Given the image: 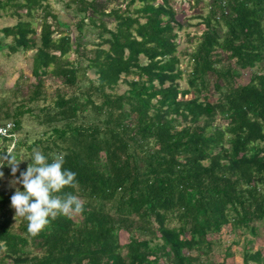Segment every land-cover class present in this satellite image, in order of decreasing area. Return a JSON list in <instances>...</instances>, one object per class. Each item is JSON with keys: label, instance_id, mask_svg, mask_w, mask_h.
<instances>
[{"label": "trees", "instance_id": "trees-1", "mask_svg": "<svg viewBox=\"0 0 264 264\" xmlns=\"http://www.w3.org/2000/svg\"><path fill=\"white\" fill-rule=\"evenodd\" d=\"M105 2H66L84 14L72 37L48 0H0V15L20 16L3 28L12 37L8 49L33 52L37 79L27 98L0 100V123L12 121L17 137L33 111L27 104L48 98L46 75L72 88L37 105L47 128L31 143L15 139L8 153L19 160L21 149L39 147L49 162L65 153L63 167L78 184L63 192L83 203L81 214L58 216L31 236L27 221L14 218L15 189H0V264H226L231 244L222 263L209 257L221 233L255 235V222L264 220V0H186L205 13L196 15L204 29L189 53L185 88L178 1ZM86 18L99 29L92 48L80 40ZM121 82L127 88L118 93ZM10 143L3 140V152ZM251 243L241 244L242 264H264Z\"/></svg>", "mask_w": 264, "mask_h": 264}, {"label": "rangeland", "instance_id": "rangeland-1", "mask_svg": "<svg viewBox=\"0 0 264 264\" xmlns=\"http://www.w3.org/2000/svg\"><path fill=\"white\" fill-rule=\"evenodd\" d=\"M68 0H48L50 5V10L58 15V18L61 21H64L69 24V29L71 31V36L75 37L74 35L77 34V29L75 26L76 21L82 17L83 13H78L74 9V6L71 5V9L66 7V2ZM176 5L177 14L176 18L183 23L184 28L179 30V44L177 46L176 53L180 56V63L179 67L183 70L182 76L178 79L181 88L187 87L186 81V74L187 71L190 70L189 64V53H191L194 47L197 44V37L201 34L202 30L204 29L203 24H197L200 22V19L196 17L197 14L205 13V8L203 4L200 3L198 6L189 8L188 4L186 3H179ZM100 3L105 2V0H99ZM106 3V2H105ZM116 3V1H115ZM106 5H109L106 3ZM111 6V4L109 5ZM25 15L22 14L21 18L25 19ZM20 18L17 16H8L4 14V11L1 12L0 15V100L4 99L7 102L12 100L19 101L21 98H27L30 93V83L36 82V77H34L32 73V51L25 52L23 50H19L16 52H10L8 49V44L12 42L11 36H5L3 32V28L10 27L17 22ZM105 21H110V18L104 17ZM86 25L81 29L80 40L84 42L87 48H92L93 45L99 41L97 38V33H99V29L93 27L90 24V21L86 18L85 19ZM189 24V26L187 25ZM108 27L113 28L115 25V20L108 22L106 24ZM34 26L39 29L37 22L34 23ZM106 35V33L104 34ZM105 47V46H104ZM69 59H75V55L71 52L68 57ZM80 60V59H79ZM82 63V62H81ZM233 63V60H231ZM227 64V61L220 62V65ZM262 63H258L253 68H248L242 70V76L239 79L240 81L245 82L250 74L254 69L257 70V66H260ZM83 65V63H82ZM88 78L96 79V75L92 71L87 72ZM44 83V91L48 95L47 100H39L38 102H32L27 104V106L31 107L33 111L31 113H26L22 118V128L17 132L16 140L22 139L26 136V143L33 142L36 138L40 137V133L43 129L47 128L45 123H40L39 117L36 115L40 112L38 110V106H43L47 103L52 105V101L55 99L56 92H65L68 96L72 91V88L69 87L67 84L62 82L60 77L54 75H46L43 78ZM80 85H84L82 82ZM127 88L124 82H121L117 87L116 91L118 93H122ZM212 89V88H211ZM16 90V91H15ZM186 97H191V94L186 95ZM210 100H213L211 97ZM27 102V101H26ZM38 105V106H37ZM35 106L37 108L35 109ZM34 107V108H33ZM41 114V112L39 113ZM215 124L225 125L226 121L217 118L214 122ZM7 143L4 145L0 141V155H7V153L11 150V147L3 152V147L6 146ZM33 149L39 150V147H34ZM31 152L27 151L26 149H21L19 160L24 159L25 161L19 164V171H17L16 176L14 177L11 173V167H7V170L4 172L3 178H0V189H15L20 187V184L13 185L12 181L19 178L20 173L24 172L23 169L24 164H28V158ZM26 167V166H25ZM3 168H0L2 171ZM5 169V168H4ZM258 227L257 233H245V234H235L233 231L223 232L221 233L222 236H219L221 239V243H216L213 245V249L209 253V257L216 263H222L221 261L224 258V249L226 248L227 244H231L230 248L227 252H232L231 255L232 260H230L229 255L226 256L228 260L225 261L226 264H242L241 261V244L245 242L246 239L251 240V247L253 250L262 249L264 253V220L255 222ZM126 240L125 235L121 236V241L124 242ZM233 242H237L238 245H232ZM161 264H170L166 260H163ZM252 264V262H250Z\"/></svg>", "mask_w": 264, "mask_h": 264}, {"label": "clouds", "instance_id": "clouds-1", "mask_svg": "<svg viewBox=\"0 0 264 264\" xmlns=\"http://www.w3.org/2000/svg\"><path fill=\"white\" fill-rule=\"evenodd\" d=\"M65 153L56 154L51 158L41 151L33 149L31 160L26 171L21 172L19 178L12 181L13 185L20 184L23 191L17 187L11 197V207L15 210V217H22L27 221V232L31 236L38 235L49 223L58 216L73 217L83 212L82 201L72 193H65L66 187L76 188V173L65 169ZM24 159L17 160L12 153L0 155V168L11 167L15 177L19 171V164ZM4 173L0 171V178Z\"/></svg>", "mask_w": 264, "mask_h": 264}, {"label": "built area", "instance_id": "built-area-1", "mask_svg": "<svg viewBox=\"0 0 264 264\" xmlns=\"http://www.w3.org/2000/svg\"><path fill=\"white\" fill-rule=\"evenodd\" d=\"M14 123L12 121H6L4 123H0V141L7 139L10 140V147L13 146V143L16 139V133L13 131Z\"/></svg>", "mask_w": 264, "mask_h": 264}]
</instances>
